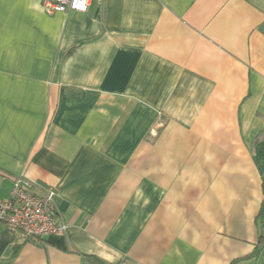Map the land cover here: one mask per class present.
<instances>
[{"label":"crops","instance_id":"crops-1","mask_svg":"<svg viewBox=\"0 0 264 264\" xmlns=\"http://www.w3.org/2000/svg\"><path fill=\"white\" fill-rule=\"evenodd\" d=\"M19 176L65 228L0 222V264H264V0H0Z\"/></svg>","mask_w":264,"mask_h":264},{"label":"built area","instance_id":"built-area-1","mask_svg":"<svg viewBox=\"0 0 264 264\" xmlns=\"http://www.w3.org/2000/svg\"><path fill=\"white\" fill-rule=\"evenodd\" d=\"M91 0H42L48 13L69 10L87 11ZM157 130L152 134L157 135ZM2 185L0 183V190ZM56 190L47 187L42 193L30 189L21 176L15 178L7 197L0 196V222L20 232L25 237L43 238L64 230L55 214Z\"/></svg>","mask_w":264,"mask_h":264},{"label":"trees","instance_id":"trees-1","mask_svg":"<svg viewBox=\"0 0 264 264\" xmlns=\"http://www.w3.org/2000/svg\"><path fill=\"white\" fill-rule=\"evenodd\" d=\"M97 261H100V260H98V259H96ZM102 262V261H101ZM103 264H104V262H102Z\"/></svg>","mask_w":264,"mask_h":264}]
</instances>
